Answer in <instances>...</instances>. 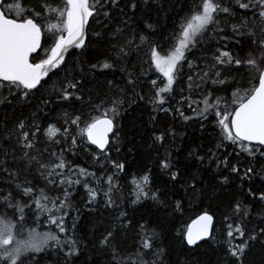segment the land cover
Returning a JSON list of instances; mask_svg holds the SVG:
<instances>
[{
  "label": "snow or ice",
  "instance_id": "6c2138e0",
  "mask_svg": "<svg viewBox=\"0 0 264 264\" xmlns=\"http://www.w3.org/2000/svg\"><path fill=\"white\" fill-rule=\"evenodd\" d=\"M153 8L155 15L151 14ZM173 8L175 5L167 7L166 0H162L159 5H150L149 0H127L126 3L124 0H93L92 3L89 0H64L63 6L55 9L40 0L31 8L23 7L18 0H0V105L15 107L18 104L35 108V112L30 113V119L14 122L12 131H7L6 122L0 120V141L8 143L15 136L16 147L20 149V161L29 167L35 164L39 177L61 193L54 200L49 199L33 183L21 189V195L30 201L26 206H21L19 201L12 203L11 194L0 198V264H26L29 260L31 264H42L44 260L50 264H179V260L174 261L172 258L166 244V233L161 227V221L168 217H154L152 209L157 213L171 209L173 216L182 212L183 197L172 200L168 195L171 190L168 185L175 187L180 183L186 195L195 196L197 185L202 184L209 171L213 194L230 197L223 215L227 222L229 239L226 241V252L229 259L243 264L246 250L255 243L264 245V219L257 220L250 215L252 206L257 202V192L259 201L264 202V186L255 191L251 187L245 188L246 184H255L257 175H264V165H261L259 171L255 168L257 162L264 160V0H200V3L193 0L189 13L194 14L190 18L188 15L178 17L181 20L178 44L173 40L177 31L175 21L172 23V33L166 38L163 35ZM115 12L121 15H113ZM137 14L141 23L133 28V18ZM221 15L237 23L230 27L226 24L224 28L218 29L220 21L217 16ZM90 16L94 19L102 16L113 21L112 27H105L107 37L104 33L93 34L98 41L107 40L103 48L93 49L90 53L95 63L83 58L88 50L85 24ZM52 18H56L58 24L49 25L47 21ZM52 28L55 31H50ZM129 28H132L131 36L124 39ZM209 28L212 29L211 33ZM221 32L227 34L221 36ZM204 36L221 44V48L213 52L207 71H197L187 77L189 90H199L202 85L207 89L209 81L212 85L220 84L225 88L245 82L249 84L243 90L234 87L230 98L227 95L214 96L212 91H206L203 95V108L196 114L202 121L200 128L203 130L205 124L211 122L214 128L219 126L220 135L214 150L207 151H203L202 144L195 142L187 146L178 144V136L183 133H177L175 128L161 131L155 127L157 110L173 111L164 109L163 105L172 99L169 93L174 91L171 86L175 77L183 75L182 63L185 61H182V57L185 50L197 47ZM49 40L51 43H48ZM114 40L116 43L112 42ZM161 40L174 45L170 54L161 56L157 51V45L163 47L159 43ZM70 48H81L80 56L73 57ZM145 48L150 52V67H141L138 75L128 67V60L133 55L138 56ZM198 59L208 60V57ZM186 62L191 71L192 62ZM152 63L167 78V84L163 88H155L156 80L151 81L154 92L150 103L154 107L149 112L153 128L152 144L148 147L171 137L172 147L165 149L163 159L159 155L155 158L158 168L168 177L164 182L168 190L153 191L150 187L153 181L151 169L145 171L132 203L143 206V201L149 204V209L137 216L136 209L132 210L131 215L127 211H120V205L113 199L119 188L117 173L123 172L126 167L127 156L120 158L121 148L124 143H128L132 145L127 149L128 153L136 151V145L125 134L120 118L126 108L133 105L141 107L137 103L145 99L141 77H146L148 71H151ZM98 68L113 71L112 79L106 78L104 81L105 94L101 96L100 89L95 90L97 103L92 95L94 90L88 85L96 81ZM116 70L121 74L119 80L116 78ZM101 75L107 76L106 73ZM49 81H52L50 85ZM5 91L7 96L3 95ZM181 100H184L183 96ZM53 107L61 114L62 125H75L80 141L83 142L86 136L91 145L96 146L97 150L92 152L93 162L100 164L98 171L106 178V184L95 172L66 159L65 151L75 149L78 138L72 135L69 127L51 125L46 129L51 142L44 149L48 153V161L42 162V155L38 157L33 154L39 135L45 132L41 125L35 123L37 113L45 109L52 113ZM65 108L71 111H65ZM100 109H104L100 115H92ZM174 111L182 121L193 119L185 116L180 108ZM84 116L88 119L82 121ZM44 123L47 124V120ZM81 123L83 127H80ZM133 127L146 125L133 124ZM61 132L66 139H55ZM5 135L7 140H4ZM69 140L71 144L65 149L63 145L68 144ZM225 141L231 142L229 147L238 146V151L233 148L234 162L233 153L221 152ZM52 148L58 151H52ZM182 150L186 153L183 157ZM113 152L117 159H113L110 154ZM0 154L5 157L8 155L2 147ZM108 166L113 169L111 173L105 171ZM8 172V168L0 165V174ZM225 172L227 175H224ZM81 177L96 180V186H91L87 179L82 180ZM78 185L87 190L84 206L89 211L99 208L97 198L101 197L105 211L118 213L111 217L109 223L94 225L92 234L95 242L91 249L88 237L84 235L88 228L81 225V209L72 201V194ZM233 186L236 192L230 194L225 191ZM37 192L40 193L39 197L33 199ZM200 193L202 199L208 196L204 188L200 189ZM244 199H250L252 203L245 205ZM9 212L15 219L8 216ZM29 214L33 217L31 223L36 227L28 228L25 233L23 226ZM213 220L214 214L206 209L198 217L200 227L195 232L191 227L186 231L177 229L175 239L182 245L186 242L187 246H198L202 238L211 237ZM45 225L55 231H40ZM129 230L135 235L131 243L127 239ZM234 233L243 238L239 245L231 242L235 239Z\"/></svg>",
  "mask_w": 264,
  "mask_h": 264
},
{
  "label": "trees",
  "instance_id": "16d2710c",
  "mask_svg": "<svg viewBox=\"0 0 264 264\" xmlns=\"http://www.w3.org/2000/svg\"><path fill=\"white\" fill-rule=\"evenodd\" d=\"M6 2H12V0H6ZM25 8L33 7L37 0H18ZM40 2H46L51 8L55 9L57 7H62L64 0H40ZM93 0H89V3H92ZM126 3L127 0H124ZM162 0H149V4H156L159 5ZM215 2V0H213ZM167 7L173 8L172 13L169 15L167 21V28L165 29L163 35L164 37H168L172 33V23L175 21L176 24V34L173 36V40L176 44L179 42L180 38V24L181 20L178 17H184L186 15L189 16L194 13H189V8L193 6V0H166ZM196 3H200V0H196ZM123 6V4H121ZM107 7V6H106ZM183 8V11L181 10ZM39 10V9H37ZM152 15H155V8L151 11ZM58 15V14H57ZM95 16V13H93ZM113 15L119 17L121 14L119 12L113 13ZM131 15V12H129ZM163 15V13H161ZM134 24L133 28L140 24L139 14L133 18ZM217 20L220 21L219 25L217 26L218 29H222L227 24L229 27L233 23H237L235 20H230L226 16H217ZM49 25H56L58 24V20L56 18L49 19L47 21ZM112 27L113 21L109 19H105L102 16H96L95 19L91 16L90 21L87 26V35H86V42L88 43V50L84 55V59L88 60L90 63H95V60L91 59L90 53L93 49H100L103 48L105 41L101 42L98 41L93 34L94 33H104L105 37H107L108 33L105 31V27ZM142 26V25H141ZM122 27V26H121ZM50 31H55L54 28L50 29ZM209 33L212 32V29H208ZM132 33V28H129L128 32L124 34V39L130 38ZM226 32H221L220 35H226ZM159 35V34H158ZM116 43V41H112ZM48 43H51L49 40ZM163 45L161 48L157 45V51L160 53L161 56L170 54L174 50V45L169 42H165V40H161L159 42ZM211 45V47H209ZM47 47V45H45ZM221 48V44L215 43L211 41L208 36H204L201 41L199 42L198 46L195 48H188L184 52V56L182 57V69L183 75H177L174 79V83L171 86L174 91L169 93L172 99L169 100L167 103L163 105L164 109H173V111H164V110H157L155 113L157 119L155 121V127L160 129L161 131L168 129V128H175L177 133H183L182 136H178L177 143L183 144L187 146L189 143L195 142V144H202L203 151H207L208 149L214 150V145L219 141V126L216 125L215 128L211 126V122L205 124V128L202 130L200 128V121L197 117V112L203 108V95L206 91L214 92V96H229L233 91L234 87H241L243 90L244 88L249 87L247 82L243 83L242 85H235L231 87L225 88L220 84L212 85L211 81H209L207 89L202 85L199 90L193 88L189 90L188 88V76L194 75L197 71H207V65L211 59V56L214 51ZM225 50H228L225 47ZM73 57H78L81 54V48L73 49L72 51ZM43 56V52L41 53ZM206 56L208 60L198 59L199 57ZM150 59V52L148 49H142L138 56L133 55L128 60V67L134 70L138 75L140 74V69L143 67L144 69H149L148 60ZM33 62H37L36 60H32ZM186 61L192 62V69L189 70V64ZM181 63V62H178ZM198 66V67H197ZM111 69H100L96 70V81L90 82L88 87L93 88V99L94 102L98 101L95 98V90L97 88L101 91V96L105 94L104 89V81L105 79H112ZM101 73H106L107 76L101 75ZM120 72L116 70V78L119 80ZM159 70L155 67V64H151V71H148L147 76H142V95L145 97L143 101H138L141 105L140 108H137L133 105L130 108H126L124 110V114L120 118V123L124 128L125 134L128 136L130 140H133L136 145V151L128 153L127 149L132 147V145L128 143H124L123 147L121 148L122 156H127L126 159V167L123 172L117 173V178L119 181V188L116 190L113 199H116L118 205H120V211H127L129 214H132V210L136 209V215L139 216L143 214L145 211L149 209V204H144L141 201L143 206L135 205L132 203L134 199L133 196V188L137 181H141L144 175V172L147 171L149 168L151 169V173L153 176V181L150 183L151 189L154 191L156 189L161 190H168L165 187V181L168 180V177L165 172L160 170L157 166L155 158L157 155L161 159H163L165 155V149H170L172 147L171 137L169 136L163 142H159L153 147L149 148L148 145L152 144V132L151 129L153 128L152 122L149 120V112L154 107L150 103L151 99L153 98L154 88L151 85L152 80H157L155 88H163L164 87V80H162ZM55 79V77H53ZM224 79V77H221ZM230 79V78H229ZM239 79V77H237ZM247 81V78H245ZM98 81V83H97ZM178 81V82H176ZM200 83V81H196ZM52 81H49V85ZM141 91V88L137 89ZM4 96H7L8 93L5 91L3 93ZM181 96L184 97V100H181ZM167 100V96H166ZM191 105V107H189ZM223 107V105H221ZM180 108L185 116L192 117L191 121H182L181 117L174 111V109ZM65 111H71V109L65 108ZM104 109H100L99 112H93L92 115H100ZM35 112V108H28V107H21L20 105H16L15 107H5L0 105V120L6 122L7 124V131H12L14 127V122L17 120L22 119H30V113ZM38 119L35 121L36 124L41 125L44 129L48 123H54L58 127H69L72 135H77V146L72 151H65V157L68 161L72 162L73 164L79 165L87 169L90 172H95L98 177H102V173L98 171L100 168V164H94L92 152L96 151L97 149L89 144L86 139L83 142L80 141L78 136V130L75 125H62L61 114L56 112L55 108L53 107L52 113H49L47 109L43 112L37 113ZM84 119H88L87 116L82 117V121ZM47 120V124L44 121ZM59 121V122H58ZM133 124L137 126L144 124L146 127H133ZM80 127H83V123H81ZM27 130V129H26ZM7 135L4 136V140H7ZM57 140L66 139L63 133H58L55 137ZM39 142L36 144V147L33 151L34 155L40 157L42 155V162H46L49 159L48 153L44 151L45 147L50 145V141L45 133H42L38 137ZM231 142L225 141L224 147L221 148V152L228 154L233 153V148H237L238 146H231L228 145ZM71 144L69 140L68 144H64L63 147L68 149ZM0 147L4 149L8 153L5 157L0 154V165L9 169L8 173L0 174V198L5 195L11 194L13 198L12 203H16L17 201L20 202L21 206H26L30 203L29 198L26 196L21 195V189L23 187H30L33 183H35L38 189H42L44 195L48 196L49 199L54 200L58 195L61 193L54 188L52 184L46 183L43 178L39 177L38 172L36 171V165L33 164L30 167L25 166L20 161V149L16 147V140L15 136L11 139L8 143H3L0 141ZM158 149V151H157ZM52 151H58L57 148H52ZM203 151L201 154H203ZM15 153V161L13 160V154ZM113 156V159H117L115 153H110ZM186 155V153L182 150L181 157ZM233 162L235 160V154L233 153ZM7 161V163H5ZM261 165H264V160H261L255 164V168L257 171L261 168ZM147 166V167H144ZM243 167V166H242ZM214 169V166H213ZM105 171L111 173L113 169L111 166H108ZM67 174V173H66ZM227 175V172L224 173ZM103 178V177H102ZM82 180L87 179L91 186H96V180L92 178H85L81 177ZM104 179V183L106 184V178ZM262 180H264V175H257L255 179V184H246L245 188L251 187L254 191L256 188L262 187ZM211 184V171L205 174L204 180L201 185H197V192L195 196L186 195L183 189L180 186V183H177L175 187L168 185V188L171 190L168 192L169 197L172 200L180 199L183 197V210L182 212L176 213L175 216L172 214V210H168L164 213H157L154 209H152L154 217H161L167 216V220L161 221V227L164 229L166 233V244L169 246L172 254L173 260H179V264H184L186 261L187 264H237L236 261L229 259V256L226 252L227 243L226 241L229 239L227 237V222L224 221L223 215L225 211V207L229 202L228 195H214L212 189L210 187ZM17 185H20L18 188ZM204 188L208 192V196L201 198L200 189ZM228 193H234L237 191L236 187L233 186L232 188L225 189ZM40 195L39 192L36 193V197L33 199L38 198ZM118 197V199H117ZM257 202L252 206L250 215L258 219H264V202H260L258 197L259 193H256ZM87 199V190L80 187L79 185L76 186V190L72 194V201L76 207L81 209V225L87 226L88 231L84 232V235L88 237V244L89 248L91 249V245L95 242V236L92 234V229L94 225H98L100 223L107 224L109 223L111 217L113 215H118V213H113L111 210H104V203L101 197H98L99 208H96L94 211H89L87 207L84 206V201ZM163 199V197H162ZM243 199V197H242ZM43 203V201H42ZM150 203V198H149ZM252 201L250 199H244V204L248 205L251 204ZM49 207L51 205L49 204ZM209 210L210 214H214V230L211 237L201 243L198 246L190 247L186 245V242L182 245L179 243L177 239H175L177 235V229H181L186 231L190 222L200 214L204 210ZM35 211L34 207L32 209ZM60 215V213H56ZM9 217H12V213H8ZM15 219V217H12ZM33 217L29 214L26 218V222L23 226V230L26 233L27 229L30 227H36L35 224L31 223ZM254 222H256L254 220ZM39 223V221H38ZM235 225L233 224V228ZM40 231H55L45 225V227L40 228ZM97 235L99 232L97 231ZM235 235V233H234ZM19 238V237H18ZM127 239L129 243H131L135 239L134 232L129 230L127 234ZM241 237L235 235V239H232L231 242L234 245H239L242 242ZM131 251V249H129ZM83 259V258H82ZM26 264H31V261H27ZM42 264H50L48 260H44ZM80 264V262H78ZM243 264H264V245L261 243H255L250 247V249L246 250L243 256Z\"/></svg>",
  "mask_w": 264,
  "mask_h": 264
},
{
  "label": "water",
  "instance_id": "95a60500",
  "mask_svg": "<svg viewBox=\"0 0 264 264\" xmlns=\"http://www.w3.org/2000/svg\"><path fill=\"white\" fill-rule=\"evenodd\" d=\"M90 18H91V16L88 18V20H87V22H86V24H85L86 35H87V26H88V23H89V21H90ZM42 43H43V40H42ZM74 49H76V48H74ZM72 50H73V48H70V49H69L70 52H71ZM109 136H110V138H111V134H109ZM87 141H88V140H87ZM88 142H89V144L91 145V142H90V141H88ZM92 146L96 148L95 145H92ZM200 215H201V214H200ZM200 215H199V216H200ZM199 216L195 217V218L190 222V224H189V226H188V227H191V228H192L193 232H195V231L200 227V223L197 222ZM213 224H214V220H213ZM207 239H209V237H204V238H202V240H201L200 242H198V244L201 243V242H203V241H205V240H207ZM190 247H194V246H190Z\"/></svg>",
  "mask_w": 264,
  "mask_h": 264
},
{
  "label": "rangeland",
  "instance_id": "374dc122",
  "mask_svg": "<svg viewBox=\"0 0 264 264\" xmlns=\"http://www.w3.org/2000/svg\"><path fill=\"white\" fill-rule=\"evenodd\" d=\"M159 70V69H158ZM159 73H160V75H161V79L162 80H164L163 82H164V84H167V78L166 77H164L163 76V73H161L160 71H159ZM156 82H157V80H156ZM51 125H55L54 123H48L47 125H46V127L44 128V130H45V134H46V129L49 127V126H51ZM56 126V125H55ZM56 127H58V126H56ZM142 181V180H141ZM141 181H137L136 182V184H135V186H134V188H133V196H134V199H136V189H137V185L138 184H140L141 183ZM145 190H147V189H145Z\"/></svg>",
  "mask_w": 264,
  "mask_h": 264
}]
</instances>
